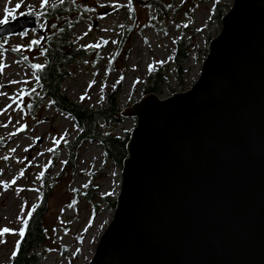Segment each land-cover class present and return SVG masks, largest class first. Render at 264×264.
<instances>
[{
    "label": "water",
    "instance_id": "1",
    "mask_svg": "<svg viewBox=\"0 0 264 264\" xmlns=\"http://www.w3.org/2000/svg\"><path fill=\"white\" fill-rule=\"evenodd\" d=\"M220 21L190 89L121 112L136 124L88 264H264V0H232Z\"/></svg>",
    "mask_w": 264,
    "mask_h": 264
},
{
    "label": "rangeland",
    "instance_id": "2",
    "mask_svg": "<svg viewBox=\"0 0 264 264\" xmlns=\"http://www.w3.org/2000/svg\"><path fill=\"white\" fill-rule=\"evenodd\" d=\"M64 1L78 3L81 8L71 21V38L76 47L87 51L86 56L70 68L71 76L63 85L66 96L75 104L97 110L105 106V95L119 85L121 112L145 96L146 85H153L158 77L162 80L157 82L160 88L157 96L161 100L190 89L199 77L210 42L221 30L217 16H224L232 5V0H169L166 12L156 13L141 9L129 0ZM17 2L19 0H12L9 4L8 0H0V18L6 7L14 8ZM41 3L42 0H25L36 14L42 10ZM57 3L60 0H49L47 7ZM19 11L28 9L25 6ZM21 17L27 16H18ZM135 22L133 39L127 42L122 55L115 56L121 33ZM35 26L36 31H24L28 33L26 37H22L20 34L24 32H21L0 40L4 45L0 49V62L6 65L0 75V91L16 96L21 89L27 94L34 87L38 101L31 113L26 112L25 106L21 112L13 104L0 116V124L8 123L11 117L7 128L0 127V229L6 227L16 233L22 227V221L17 219L22 207L26 217L32 206L38 205L42 183L49 185L57 179L67 160L65 145L79 134L73 121L54 110L39 94L30 66L42 64L43 60L31 42L39 40L41 45L48 27L39 18ZM177 41L192 48L180 81L172 62ZM93 45L99 47H89ZM15 48L21 51H13ZM13 80L19 83H10ZM9 103L12 101L7 96H0V109ZM135 124L134 118L123 116L120 125L106 127H112L114 134L124 137ZM21 125L26 128L18 132ZM54 139L58 143H54ZM74 165L75 172L63 174L54 185L44 216L49 238L45 247L36 252L41 258L35 264H88L112 219L114 209L100 198H116L122 169L108 159L103 148L95 142L84 143L79 148ZM13 180L15 184H11ZM5 184L10 185L7 191ZM89 189L93 192L92 201L86 196ZM0 239L3 240L0 242V264H10L20 237L8 233Z\"/></svg>",
    "mask_w": 264,
    "mask_h": 264
},
{
    "label": "trees",
    "instance_id": "3",
    "mask_svg": "<svg viewBox=\"0 0 264 264\" xmlns=\"http://www.w3.org/2000/svg\"><path fill=\"white\" fill-rule=\"evenodd\" d=\"M169 0H131V3L141 9H149L153 12L165 13L167 11L166 3ZM81 8L78 3L64 1L62 4L57 3L52 7L42 9L38 13V18L44 20L48 30L44 32L43 43L35 45L39 57L43 60L42 64L46 65L43 72L39 73L40 81L36 82L37 87L43 98L50 103V106L57 112L69 117L77 127L79 134L69 143L65 145L67 150V160L64 164L62 172L56 180H52V184L42 183V193L36 211L32 214L29 221V227L25 237L19 239V250L15 248L16 255L11 257L10 264H35L38 262L40 255L36 252L45 247L49 235L44 226V216L47 212L48 201L54 190V185L60 180L63 174L75 172L74 161L77 157L79 148L87 142L98 143L104 150L106 157L111 159L118 167L122 169L123 160L127 157L126 145L130 138V133L121 137L113 133L112 127L106 125H120L123 122L121 110L118 107L120 86L118 85L110 94L105 95V106L91 110L81 105L73 103L64 92V83L71 76L70 68L79 60L84 58L87 51L76 47L72 41L71 30L74 18L79 14ZM42 13V14H41ZM75 16V17H74ZM222 16H217L221 20ZM55 25V28L52 27ZM125 27L120 35V43L115 56H120L127 42L133 39L135 35L134 27ZM124 46L122 49L121 47ZM192 48L184 45L182 41L175 42V48L172 56V62L175 67L177 79L180 81L186 63L190 59ZM45 53L41 55V53ZM122 55V54H121ZM119 58V57H118ZM125 58V57H124ZM114 63V60H112ZM156 76H159L157 73ZM161 78H156L153 85H146L143 94H160V88L157 84L161 82ZM158 82V83H157ZM30 93V92H28ZM37 98L35 93L25 97V110L31 113L37 106ZM27 105H31L29 109ZM86 195L88 199L93 200V192L88 190ZM103 203L109 202L110 206L115 209L116 198L110 200L107 197L100 198ZM94 206L96 203L93 204Z\"/></svg>",
    "mask_w": 264,
    "mask_h": 264
},
{
    "label": "snow or ice",
    "instance_id": "4",
    "mask_svg": "<svg viewBox=\"0 0 264 264\" xmlns=\"http://www.w3.org/2000/svg\"><path fill=\"white\" fill-rule=\"evenodd\" d=\"M63 2H64V0H60L61 4ZM8 3L11 4L12 0H8ZM129 3H131V0H129ZM48 4H49V0H42V3L40 4V8L41 9H45L48 6ZM25 6L27 7L28 11L20 12L19 10L22 7H25ZM34 14H36V13L34 12L33 7H32L31 4H27L26 5L25 4V0H19V2L15 3L14 8H11V9H9L7 7L5 8L3 18H0V26H6L11 21L17 20L18 16H29V15H34ZM52 27L55 28V25H52ZM121 27H123V26H121ZM20 35L22 37H26L28 35V33L24 32V33H21ZM85 35H87V33H85ZM31 43L34 44V45H39L40 41L39 40H33ZM105 43H107V42L105 41ZM113 43H116V41H113ZM3 47H4V45L0 44V49H2ZM89 47H99V45H93V46H89ZM13 51L19 52V51H21V49L20 48H15V49H13ZM29 51H31V48H29ZM44 54L45 53H43V52L41 53V55H44ZM25 59H27V57H25ZM5 67H6V65L3 64L2 62H0V75L3 74ZM30 67L33 69L34 79L36 80L37 83H39V81H40L39 73H41V72H43L45 70L46 65L45 64H32ZM10 83L17 84L19 82L13 80V81H10ZM24 83H30V82L29 81H24ZM0 87H2V85H0ZM34 92H36V89L33 87L31 89V92L27 93V95H31V93H34ZM25 95H26V93H25V91L23 89H21L17 93L16 96H9L8 93L0 91V96H7L8 99L10 101H12V103H9L4 109H0V116L4 115L6 112H8V109L12 108L13 104L16 105V109H19V111L23 112L24 111V106H25L24 105V97H25ZM81 99H84V97H81ZM27 107L30 109L31 105H27ZM16 109H13V110H16ZM9 123H11V117L10 116H9V119H8V123L0 124V127L7 128ZM17 123H19V121H17ZM25 128H26L25 125H21L20 129H18V132L23 131ZM18 132L17 133H13V135L18 134ZM54 143H58V142L55 141V139H54ZM12 151H15V149H13ZM25 151H27V149H25ZM49 151H55V149H49ZM5 159H7V157H5ZM21 176H23V172H21ZM41 176H43V173H41ZM15 183H16L15 180L11 181V184H15ZM9 186H10L9 184H5L4 185L5 191L8 190ZM36 207H37L36 205L32 206L31 210L28 212L26 217L24 216L23 207H22L21 213L17 217L18 220L22 221L21 230L18 233H16L14 230L5 227L3 229H0V238H2L5 234L10 233V234H13V235L18 234V236L21 239H23L25 237L26 231L28 230L29 221L32 218V214L36 211ZM0 242H3V240L0 239ZM19 246H20V242L17 241V244H16L17 251L19 250ZM15 255H16V252L13 253V256H15Z\"/></svg>",
    "mask_w": 264,
    "mask_h": 264
}]
</instances>
